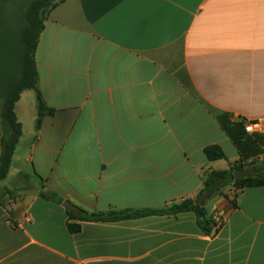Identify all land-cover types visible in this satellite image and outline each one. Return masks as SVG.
Segmentation results:
<instances>
[{
  "label": "crops",
  "instance_id": "1",
  "mask_svg": "<svg viewBox=\"0 0 264 264\" xmlns=\"http://www.w3.org/2000/svg\"><path fill=\"white\" fill-rule=\"evenodd\" d=\"M35 62L0 183V264H264V186L207 201L225 221L215 236L191 211L72 234L63 205L159 210L196 201L213 171H260L264 0H64L44 15ZM5 135L0 120V156ZM215 145L226 159L207 160Z\"/></svg>",
  "mask_w": 264,
  "mask_h": 264
},
{
  "label": "trees",
  "instance_id": "2",
  "mask_svg": "<svg viewBox=\"0 0 264 264\" xmlns=\"http://www.w3.org/2000/svg\"><path fill=\"white\" fill-rule=\"evenodd\" d=\"M64 0H0V120L4 126L5 137L0 156V183L9 175L12 161L18 144L23 135V126L18 121L15 107L21 94L26 90L38 89V73L36 69L35 53L38 39L44 29V15L51 8ZM47 108L39 98V116H44ZM40 126V120L37 127ZM208 161L226 159L220 146H210L204 151ZM243 166L231 167L226 171H213L204 179V187L199 196L215 182L222 181L209 198L201 204L195 200H185L180 203L159 210L114 211L109 213L88 212L80 209L79 212L68 211L70 233L78 234L82 229V222H118L122 220L143 218L153 215H173L184 212H194L200 227L210 236H215L224 226L221 219L217 223L206 211L207 201L226 185H232L237 192L244 188L264 186V176L251 171V174L236 178ZM259 170L264 173V166ZM47 199L62 204L63 200L52 193H43Z\"/></svg>",
  "mask_w": 264,
  "mask_h": 264
},
{
  "label": "water",
  "instance_id": "3",
  "mask_svg": "<svg viewBox=\"0 0 264 264\" xmlns=\"http://www.w3.org/2000/svg\"><path fill=\"white\" fill-rule=\"evenodd\" d=\"M258 174H262L264 176V173H261V171H257ZM249 175V172L247 170H240L236 173L235 177L236 178H242V177H246ZM222 181H218L215 182L213 185L210 186V188L208 190H206L202 195H200L197 199H196V203L197 204H201L204 201H206L209 196L211 195V193L218 188L221 185ZM64 207H66L69 211L71 212H79V209L74 206L71 202L69 201H65L63 203Z\"/></svg>",
  "mask_w": 264,
  "mask_h": 264
},
{
  "label": "built area",
  "instance_id": "4",
  "mask_svg": "<svg viewBox=\"0 0 264 264\" xmlns=\"http://www.w3.org/2000/svg\"><path fill=\"white\" fill-rule=\"evenodd\" d=\"M262 129H263V122L261 120L248 121L244 125V130H245L246 134H249V135H253L257 132H260V131H262ZM214 219L217 223H220L222 218L220 216H218Z\"/></svg>",
  "mask_w": 264,
  "mask_h": 264
},
{
  "label": "rangeland",
  "instance_id": "5",
  "mask_svg": "<svg viewBox=\"0 0 264 264\" xmlns=\"http://www.w3.org/2000/svg\"><path fill=\"white\" fill-rule=\"evenodd\" d=\"M226 188H227V185L224 186V187H222L220 190H221V191H227ZM227 189H228V188H227ZM234 193H235V191H234Z\"/></svg>",
  "mask_w": 264,
  "mask_h": 264
}]
</instances>
